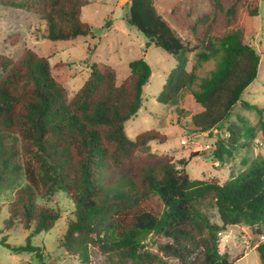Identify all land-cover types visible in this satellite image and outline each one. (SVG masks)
<instances>
[{"label": "trees", "instance_id": "1", "mask_svg": "<svg viewBox=\"0 0 264 264\" xmlns=\"http://www.w3.org/2000/svg\"><path fill=\"white\" fill-rule=\"evenodd\" d=\"M215 3V1H213ZM90 0H0L46 21L43 38L72 41L88 36L93 26L83 21ZM235 8L230 10L235 14ZM250 16L259 15L257 5ZM207 17L213 16L206 13ZM127 23L173 56L198 52L201 60L217 58L215 68L193 88L195 74L179 59L157 101L179 108V93L190 91L200 107L188 116L189 134L207 132L227 121L242 93L257 78L261 56L237 27L220 35L206 26L203 38L183 36L155 0H131ZM199 17L197 25H201ZM214 23V21H213ZM16 44L20 34L10 36ZM8 42V41H7ZM48 57L26 48L14 60L0 53V196L13 190L3 232L17 223L29 231L26 244L3 245L15 253L37 257L32 238L50 231L60 212L40 200L64 191L74 204L61 246L81 264H91L92 251L106 264H235L220 247L229 226L246 224L264 235V159L257 158L225 183L191 179L166 156L149 150L167 135L148 130L132 139L126 123L143 106L144 87L152 68L144 58L129 62L130 74L118 83L117 71L93 63L81 88L70 98ZM261 115L264 108L242 102ZM187 118V117H186ZM181 121V119H179ZM264 135V121L260 120ZM236 138L218 139L214 155L220 162L237 150ZM228 144V145H227ZM200 154L192 153L191 158ZM181 159L178 164L187 165ZM141 166V167H139ZM158 198V209L153 198ZM216 210L221 224L213 221ZM264 264V240L256 247Z\"/></svg>", "mask_w": 264, "mask_h": 264}, {"label": "rangeland", "instance_id": "2", "mask_svg": "<svg viewBox=\"0 0 264 264\" xmlns=\"http://www.w3.org/2000/svg\"><path fill=\"white\" fill-rule=\"evenodd\" d=\"M130 1L90 0V4L83 8L82 19L93 26V32L72 41L43 38L47 24L40 15L0 5V53L16 60L26 48H31L48 57L52 65L67 63L68 66L58 68L55 74L68 88L70 98L88 78L93 63H106L114 67L118 83H121L130 74L129 62L144 58L153 73L144 87L142 108L126 123V132L130 138L136 139L138 134L148 130L167 135L163 143L152 142L149 150L166 156L179 168H184L191 179L213 178L225 183L232 174L245 169L246 163L257 158L264 159V135L260 130V120L264 121V113L260 115L257 110L249 109L242 103L264 108V0H155L163 8L166 18L183 36L203 38L209 24H213L212 31L217 35L243 27L246 42L255 47L261 56L257 78L242 93L227 121L210 131L191 134L185 125L188 124L189 114L200 106L195 103L190 91L186 89L179 93L182 113L169 104L159 103L157 96L179 59L185 60L187 71L195 74L193 88L197 89L201 79L215 68L217 58L201 60L198 52H182L176 57L154 42L147 45L149 39L126 21ZM255 5L259 7V15L250 16L249 7ZM232 8L236 10L234 15L230 13ZM206 13H212L213 16L207 17ZM199 17L202 18L201 25H197ZM183 20L194 21V26L183 24ZM13 34L21 35L16 44L8 39ZM3 75L4 71L0 68V78ZM229 138H236L234 141L239 146L232 155L226 157L225 162H220L214 155L216 142L218 139ZM184 139H187L186 144L182 143ZM197 152L200 155L191 158L192 153ZM181 159L188 161L186 166L178 164ZM13 197V190L0 196V264H81L61 246L68 221L74 217V204L64 191L57 192L55 197L40 200L59 211L61 217L50 231L32 238V244L41 248L39 257L30 252L15 253L6 248L1 242L4 236L6 242L13 246L25 245L29 236V231L19 223L8 232H3L5 220L9 216L8 206ZM153 203L158 209L161 207L158 198H153ZM210 214L214 222L221 224L216 210ZM263 240L264 235L257 236L250 226L240 224L229 226L221 233L220 247L232 259L244 255L235 264H262L256 247ZM91 264L106 263L101 255L92 251Z\"/></svg>", "mask_w": 264, "mask_h": 264}, {"label": "crops", "instance_id": "3", "mask_svg": "<svg viewBox=\"0 0 264 264\" xmlns=\"http://www.w3.org/2000/svg\"><path fill=\"white\" fill-rule=\"evenodd\" d=\"M197 18H198V17H197ZM195 20H196V19H195ZM169 21H170V20H169ZM170 22H171V21H170ZM182 22H183V24H185V25L189 24L190 27H193V26H194V25H193V24H194V21H192V22H191V21H189V22H188V21H187V22H184V20H183ZM171 23H172V22H171ZM175 27H176V26H175ZM80 88H81V87H80ZM80 88H79V89H80ZM79 89H78V90H79Z\"/></svg>", "mask_w": 264, "mask_h": 264}, {"label": "water", "instance_id": "4", "mask_svg": "<svg viewBox=\"0 0 264 264\" xmlns=\"http://www.w3.org/2000/svg\"><path fill=\"white\" fill-rule=\"evenodd\" d=\"M154 40H155L154 38H150V39H149V43H148L147 45H150L151 43H153Z\"/></svg>", "mask_w": 264, "mask_h": 264}, {"label": "built area", "instance_id": "5", "mask_svg": "<svg viewBox=\"0 0 264 264\" xmlns=\"http://www.w3.org/2000/svg\"><path fill=\"white\" fill-rule=\"evenodd\" d=\"M182 143L186 144L187 143V139L182 140Z\"/></svg>", "mask_w": 264, "mask_h": 264}]
</instances>
